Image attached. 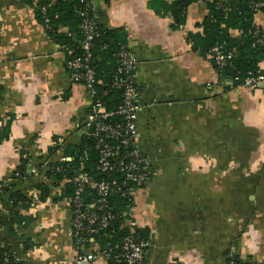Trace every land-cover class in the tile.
Segmentation results:
<instances>
[{
  "label": "crops",
  "instance_id": "1",
  "mask_svg": "<svg viewBox=\"0 0 264 264\" xmlns=\"http://www.w3.org/2000/svg\"><path fill=\"white\" fill-rule=\"evenodd\" d=\"M149 1L91 0L101 25L127 31L137 62L139 147L152 163L133 208L148 231L145 263L228 264L233 255L264 264V81L224 92L210 59L187 42L201 32L205 3L192 4L185 27L173 31L172 19L148 9ZM255 24L264 29V13ZM90 101L33 9L0 1V132L9 131L0 143V187L8 189L0 188V244L24 264H73L76 253L70 205L51 200L60 188L34 162L18 178L20 151L35 161L58 137L61 160L70 161L63 154L82 143ZM41 180L52 195L46 202L37 197ZM12 191L31 196L30 211L14 208ZM16 210L31 222L13 224Z\"/></svg>",
  "mask_w": 264,
  "mask_h": 264
},
{
  "label": "trees",
  "instance_id": "2",
  "mask_svg": "<svg viewBox=\"0 0 264 264\" xmlns=\"http://www.w3.org/2000/svg\"><path fill=\"white\" fill-rule=\"evenodd\" d=\"M20 1L33 9L37 22L64 52L67 63L77 57H84L85 53L81 45L85 37L82 31L81 14L87 11L90 17H96L90 0ZM197 2L205 3L207 13L202 23L198 25L201 32L189 33L187 42L193 52L210 59L219 82H224L226 85L224 92L242 85L249 77L264 76L261 67L264 63V29L255 24L256 15L264 13V0H150L147 6L159 16L170 17L172 30L179 31L187 23L188 8ZM127 47L128 34L125 29L108 28L99 24L98 35L91 44V56L88 62L96 78L95 101H100L108 112H116L123 105L124 88L115 86V83L121 78L118 73L120 68L118 55ZM214 48H221L225 53L233 52V58L227 62L225 67L220 68L216 64L212 53ZM229 78L233 79L231 85L226 84ZM8 132V129L0 132V143L8 141ZM58 140V137H54L53 143L55 144L48 149L47 156H39L35 161H32L27 151H20V164L17 170L18 178L23 179L28 176V167L34 162L39 174L43 172L44 177L52 181L55 188H60L61 196L51 199L54 203L66 200L71 208L69 200L75 190L72 179L81 172H88L99 180H122V175L117 172H97L99 154L95 139L84 135L80 145H68L63 157L71 160L65 162L61 161L62 155H59L64 145L59 146ZM39 161L43 163L37 165ZM44 163H48V166L43 167ZM1 189L2 192L8 191L7 187ZM36 189L40 202H46L52 196L48 185H45L42 180L36 184ZM9 198L14 208L20 206L23 212L30 211L32 201L27 193L12 191ZM134 207L135 200L129 201V198L122 197L121 194L109 198L107 211L113 219L107 229L94 236L93 242L85 243L84 252H89L95 246L100 249L115 248V254H120L119 248L124 238L130 234V229L126 225L129 216H125V213ZM12 216L13 224L25 223V226L31 222L18 210L12 212ZM135 233L138 239L148 241V231L138 226L135 228ZM73 241L75 246L76 240ZM235 260L238 264H244L237 258ZM0 264L24 263L11 246L0 244ZM108 264L127 263L116 262L112 259Z\"/></svg>",
  "mask_w": 264,
  "mask_h": 264
},
{
  "label": "built area",
  "instance_id": "3",
  "mask_svg": "<svg viewBox=\"0 0 264 264\" xmlns=\"http://www.w3.org/2000/svg\"><path fill=\"white\" fill-rule=\"evenodd\" d=\"M81 16L85 37L81 48L85 55L68 62L67 66L72 82L84 87L91 100L85 136L97 141L99 157L96 170L101 173H120L122 180H99L88 172H81L73 177L75 190L69 200L73 216V239L76 240L73 264H96L99 260L108 264L112 259L127 264H146L148 241L136 237L135 228L138 227V223L134 218L133 209L125 213V216H129L126 225L130 229V234L124 238L119 248L120 254H115V248L100 249L95 246L89 252H84L85 243L93 242L94 236L107 229L113 219L107 211L108 199L121 194L122 197L129 198V201H134L137 192L145 189L151 181L152 163L139 147L136 121L142 107L138 101L139 91L133 80L136 59L128 47L118 55L120 60L118 73L121 78L115 86L124 88L123 105L116 112H108L100 101H95L96 78L88 62L91 44L98 35L100 22L97 17H90L87 11ZM212 53L220 68L225 67L233 58V52L225 53L221 48H214ZM227 80L226 84H229ZM262 81L264 76H252L236 88L252 90ZM42 150L40 155L47 156L46 149ZM46 166L48 163H44L43 167ZM228 264H238L233 255H229Z\"/></svg>",
  "mask_w": 264,
  "mask_h": 264
},
{
  "label": "water",
  "instance_id": "4",
  "mask_svg": "<svg viewBox=\"0 0 264 264\" xmlns=\"http://www.w3.org/2000/svg\"><path fill=\"white\" fill-rule=\"evenodd\" d=\"M232 82H233V79H232V78H229V79L227 80V83H229V84H232Z\"/></svg>",
  "mask_w": 264,
  "mask_h": 264
}]
</instances>
